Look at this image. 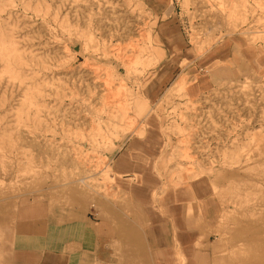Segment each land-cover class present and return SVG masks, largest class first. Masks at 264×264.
I'll use <instances>...</instances> for the list:
<instances>
[{
    "label": "rangeland",
    "instance_id": "374dc122",
    "mask_svg": "<svg viewBox=\"0 0 264 264\" xmlns=\"http://www.w3.org/2000/svg\"><path fill=\"white\" fill-rule=\"evenodd\" d=\"M162 25L174 31L169 43ZM235 36L250 68L204 102L182 101L196 80L182 70L221 47L232 58ZM177 38L184 54L169 47ZM171 58L184 87L151 104L148 88ZM152 118L175 134L162 170L170 175L149 202L158 207L170 185L211 176L223 209L215 261L246 262L241 228L260 215L264 226V0H0V204L69 206L75 193L92 212L101 193L114 203L123 193L128 209L132 189L113 184L110 164Z\"/></svg>",
    "mask_w": 264,
    "mask_h": 264
},
{
    "label": "crops",
    "instance_id": "0c3cea01",
    "mask_svg": "<svg viewBox=\"0 0 264 264\" xmlns=\"http://www.w3.org/2000/svg\"><path fill=\"white\" fill-rule=\"evenodd\" d=\"M171 29L160 30L164 41L174 32ZM176 42L169 47L184 50L182 40ZM226 51L221 47L208 59H195L186 50L187 58L194 60L182 72L196 80L185 87L188 98L182 101L214 96V86L250 68L240 50L232 58ZM184 59L179 61L181 69ZM172 60L160 67L148 88L151 104L161 102L167 96L163 91L181 79L174 75ZM139 131L140 135L126 140L110 164L113 184L121 192L131 187L128 200L133 206L125 208L123 193H118L115 203L101 193L99 208L92 212L87 195L69 200V206L57 203L51 207L39 198L23 199L14 206L3 202L0 264H224L215 261V255L222 254L214 247L223 209L212 177L200 175L170 185L160 205L152 206L149 192L162 191L170 175L162 170L164 160L172 155L167 134L174 137L175 133L155 118Z\"/></svg>",
    "mask_w": 264,
    "mask_h": 264
},
{
    "label": "bare ground",
    "instance_id": "6f19581e",
    "mask_svg": "<svg viewBox=\"0 0 264 264\" xmlns=\"http://www.w3.org/2000/svg\"><path fill=\"white\" fill-rule=\"evenodd\" d=\"M166 26L167 25H162L160 27V30H165ZM169 36H171V35H169ZM233 39L235 41V51L238 53L239 48L241 47V45H243L245 43V40L243 38H241L240 36H235V37H233ZM183 87H184V81L178 80V82H176L174 84V87L171 88V90L177 91L178 89L183 88ZM29 100L31 102V99H29ZM84 180H85V178H82L81 182L84 183L85 182ZM74 197L82 198V196H77L74 193L73 195H70L68 199L71 200ZM258 211L263 213L262 217L264 219V211L263 210H258ZM257 217H258V215H257ZM245 219H247V218H245ZM261 221H263V220H262L261 215H260L256 220H254V222H250L249 225L241 228V230H242L241 234H242V236L247 237L246 241L248 244V249L252 253L250 255L251 258L247 259L246 262H243L242 264H264V228H262L264 226H261Z\"/></svg>",
    "mask_w": 264,
    "mask_h": 264
},
{
    "label": "built area",
    "instance_id": "2783aa9c",
    "mask_svg": "<svg viewBox=\"0 0 264 264\" xmlns=\"http://www.w3.org/2000/svg\"><path fill=\"white\" fill-rule=\"evenodd\" d=\"M207 98V96H205V98L204 99H202L203 100V102H204V100ZM210 98V97H209ZM208 99V98H207ZM195 147H198V146H195ZM206 153V152H205ZM209 157H210V155H207V154H204V159L207 161V162H210V159H212L213 158V156L209 159ZM215 158V157H214Z\"/></svg>",
    "mask_w": 264,
    "mask_h": 264
}]
</instances>
